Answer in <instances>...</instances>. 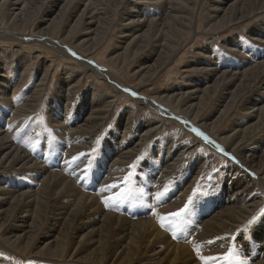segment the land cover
Masks as SVG:
<instances>
[{
	"label": "bare ground",
	"instance_id": "bare-ground-1",
	"mask_svg": "<svg viewBox=\"0 0 264 264\" xmlns=\"http://www.w3.org/2000/svg\"><path fill=\"white\" fill-rule=\"evenodd\" d=\"M114 1L117 2V5H120L122 0ZM142 1L156 4L158 8L164 11L163 16L161 14L148 18L143 13L139 14V10L127 5L123 12L125 14L124 23L122 22V30L119 33L122 40L119 41L117 46L119 50H113L114 53H110L111 59L121 63L122 66L128 59V54L131 53V57H137L142 53L138 69L134 72L137 74L138 79L157 75L178 50V42L173 43V38L178 36V33L169 35L163 31L165 19L170 17L174 21L173 24H175L173 29L180 32L179 35H183L185 33L184 28L191 26L195 19V14H191L189 11L191 9L196 10L195 6L191 5L190 9L181 0H138V2ZM66 3L68 6L73 4L67 21L75 16L74 27L83 26L82 33L84 36L78 42H66L72 29L66 35H62L61 31L58 34H52L49 31L48 28L57 22L55 19L57 13L51 7L47 9V17L43 18V25L39 30L18 33L17 31H6L5 28L0 27V35L9 36V39L18 40L19 42H25L24 39L26 38L28 39L27 42L48 43L60 53L77 59L83 69L90 70L107 79L110 85L114 87L115 94L107 96L99 93L98 96H91L88 101L85 98L86 93L81 89H77L79 88L78 81L81 79V75L74 82L68 84L71 74L65 73L60 78L61 87H58L57 95L50 97L47 105L40 104V117H34L31 124L29 123L33 128L38 126L40 120H42L43 123H46L45 128L50 129L53 136L41 135L40 151L31 152L21 148L22 143L28 145L29 139L26 131L29 129H27L25 121L30 120L25 119V116L42 97L46 96V82L49 78L48 68L42 72L33 87L32 85L29 88L27 87L26 91L28 93H26V98H23L24 103L17 106L16 103L12 102L14 96L8 98L7 95L13 76L8 74L7 69H3L2 63L4 62H0V70H4L0 72L4 75H0L3 77L0 78V100L5 101L0 107V166L4 162H14L17 166L12 173L29 171L26 174L32 175L33 178H26L25 182L31 186L33 182H37L34 174L40 175V185L37 188H30L31 186L29 187L26 184L18 193H15L14 187L6 188L3 184H0V236H3L6 240L4 248L10 251V245L16 243H20L23 248L28 247L33 243L38 229L43 225L48 228L45 233L46 239L42 242V245L39 241L37 252L29 257L54 263H66L68 261L75 264H201L194 248L199 247L200 254L204 256H217V250L225 251L227 248H231L229 242L218 243L215 236L220 238L219 236L237 233L244 224L248 223V219L253 218L256 215L255 212L260 209L256 210L260 203V197L253 195L249 198L251 194L248 196L250 181L255 183H252V185L258 186L264 193V175H262L264 170V134L261 135L264 127V0H211L205 14L207 27L210 29L218 27V31H222L234 23L230 19L232 15L237 14L238 21L259 15L260 20L249 30L247 35L253 39L252 41L260 44L255 53H248L249 57H247V52H250V49H247V52L244 50L245 45L242 44L241 36L238 38L236 34V39H228V45L221 50L213 49L212 54L202 55L197 65L185 67L186 69L183 71L187 72L186 75L190 77L188 81H185L186 84L191 85L188 89L183 90L181 89L182 86L176 83L169 91L162 94L146 93V95L139 90L140 86L126 85L125 81L117 76L112 68L106 69L99 63L101 62L100 59L97 61L92 58L93 55H89L94 53L96 41L100 37L99 32L102 28V21L99 19L103 18L99 15L104 14L102 8L97 7L93 0H51V5L55 7V10L58 6L64 7ZM3 7L7 10L6 14L11 15L12 20L23 18L27 12L26 0H2L0 8ZM107 7L104 6V8ZM104 16L106 15L104 14ZM153 25L157 27L158 31L154 35H149ZM144 38L152 39L147 44V46L152 45V47L147 48V46L144 47L138 44ZM131 43H134L137 47L130 50ZM82 46L87 48L85 52L89 50V54L80 51ZM224 49L229 52L226 53ZM72 53L76 55H72ZM229 53L237 55L238 59L240 55H244L245 59L241 61H243L242 64L245 63L244 65L247 66L242 65L239 68L240 60L238 63L232 61L233 55H231V58L230 56L227 57ZM221 56L224 61L220 60ZM220 63L221 65H219ZM18 67L19 63L11 69L13 74L18 73ZM29 70L30 65L28 63L19 73L18 86L13 89V94L21 89L24 78L30 74ZM33 71H36V67L33 68ZM252 74L255 75L252 76ZM250 77L252 81L245 87L250 91V95L241 104L240 110L234 112V105L238 102L240 92L245 89H242V83ZM124 89L129 91L126 92ZM64 90L70 93V96L67 97L64 103H61L59 96H61L60 92ZM215 91H217V94H213ZM132 92L137 94L134 97L139 111H146L148 108L153 109L162 115V118L157 119L152 113V115L143 113L147 119L144 116L133 117L128 115L120 131L123 135L129 130L133 132L129 137V142H121L122 139H120L116 142L114 149L110 148L108 153L103 154L107 161H104L105 158L100 160L101 164L99 162L95 163L94 170H89L90 173L89 171L86 172L85 170L90 164L89 161L94 159L91 158V154L86 153L88 152L86 147L93 143L96 130L105 123L111 105L118 95L122 93L131 94ZM75 93L79 95L75 96ZM215 96L216 100L212 101ZM73 102L74 105L75 102H81L82 110L78 104L77 106L81 111L73 109L71 107ZM210 107H212L211 113H205ZM12 108L14 109L13 112L5 117ZM85 112H88L87 115L84 114ZM152 117L154 119L153 123L150 120ZM170 118L178 119L196 137L197 134L192 131V128L198 129L210 141L227 152L231 159L237 160L238 162H236L240 165L238 168L242 170V173L239 174L236 172L237 168L234 169L233 166H230L231 169L230 167L227 168L229 173L225 176V186L226 191L229 190V194L224 200L226 201L227 198L229 202L223 208L205 210L207 213L201 212V209H196L197 213L195 212L194 215L196 216L193 220L190 217L192 213L186 212L183 214L182 219L185 218V220L181 219L183 223L180 222L182 224H180L178 232H176L174 226L169 227L167 231L161 228L158 217L154 213L167 217L168 213L177 212L179 209L172 210V207L178 206L179 198L173 199L165 207L158 206L160 203L153 200L151 203L148 202V206L145 204V208H141L140 211L135 209L132 212L129 210L121 212L122 210H116L118 208L111 204L108 206L109 208L104 207L105 200L108 199L107 202H109L110 194L114 195L113 193L117 192L119 188L118 185H115V188L110 186L114 185L112 184L113 180L124 173L122 163L131 160L134 152L136 153L144 142L150 141L148 140L150 135L152 136L158 128L166 124V120L171 123ZM77 119H82V121L70 126ZM227 120L230 121L226 127L221 125ZM144 124L147 125L145 128L143 127ZM117 128L118 126L114 127V130L117 131ZM42 131H44V128L40 129V132ZM210 132H213L228 148L226 147V149L218 143L209 134ZM20 136L24 137L22 143L18 141ZM160 138L163 140L166 138V145L165 143L162 145L165 148V153L170 157L174 152L171 138L168 135H163ZM160 138H157L154 142L153 148L149 145L150 142L147 143V156L152 161L143 162L141 163L142 166L138 168L140 172L144 170L156 171V187H160L158 182L175 174L174 165L185 150V147L180 148L175 157V162L164 163V166L159 169L155 160H162L159 158L162 155V148L157 146V144L161 146L158 143L161 140ZM200 139L203 140L202 137ZM250 140H252V143H249ZM58 142L65 144L63 151H60L62 145H58ZM204 143L206 142L204 141ZM120 144L125 146H120ZM207 145L216 153L218 152L219 155L222 153L214 148L212 144L207 143ZM31 149L33 148L31 147ZM250 150L251 152H249ZM60 154L62 155L61 159L58 157ZM98 156H101L100 153ZM73 157H79L80 159L73 163ZM110 159H112L111 162L108 161ZM50 162L55 163L49 165ZM158 163L162 164V162ZM256 163L261 164L258 168L253 169ZM120 170L121 172H118ZM6 173H0V180ZM6 175L9 176L8 173ZM17 176L19 175L17 174ZM231 177L237 178L231 183ZM18 185H21L18 180L12 184L15 187ZM101 189L105 190L101 191ZM38 196H40V205L37 207L35 200ZM59 198H61L60 201H58ZM49 199L55 201L50 208V212L44 215ZM262 200H264V195L261 197ZM138 207L140 206L138 205ZM40 209L43 218H40ZM262 211L258 217H260V221L264 222V210ZM204 214H207V216ZM204 216L205 218H203ZM167 220H165V223ZM167 224L173 225L174 222ZM174 232L178 240L173 238ZM261 232L264 234V225H259L255 231L258 236ZM250 239L244 241V245L238 246L239 248H236V251L233 252V258L236 260L234 263H237L238 260L237 264H264V249H258L257 246L255 248L257 242L264 241V235L256 241ZM209 241L214 243L210 244ZM251 246L255 249L253 250L255 253L248 251ZM65 248L71 249L67 260L53 256L61 253ZM43 249H47L51 256L41 257L40 253ZM256 249H258V252L259 250L263 251L259 253V258H256ZM5 264L10 263L5 262Z\"/></svg>",
	"mask_w": 264,
	"mask_h": 264
},
{
	"label": "rangeland",
	"instance_id": "rangeland-1",
	"mask_svg": "<svg viewBox=\"0 0 264 264\" xmlns=\"http://www.w3.org/2000/svg\"><path fill=\"white\" fill-rule=\"evenodd\" d=\"M1 1L2 0H0V2ZM181 1L184 4H186L190 9H191V5L196 7V10L193 11V9H191L189 11L191 14H195L194 22L191 26H187V28H184L185 33H183V35H179L181 33L173 29V26L175 25L173 24L174 21L170 17L165 19L163 31L169 35L178 33V36H175L173 38V43L178 42L179 47H178V50L174 53L171 60L166 64V66L157 75L153 77H141L140 79H138L137 74L134 73L135 70L138 69V64L141 61V58L143 55L142 53L137 57H131V53L128 54L129 57L124 62L123 66L121 65V63L115 60H112L110 55L114 53L113 50L114 51L119 50L117 46L119 45L118 44L119 41H122L121 38L119 37L121 34L119 33L122 30L121 24L122 22L124 23V19H125L124 18L125 14H123V12L125 11L124 8L127 7V5L128 6L130 5L134 7V9L139 10L140 11L139 14L143 13L145 17H148V18H152L157 15L159 16L161 14L163 16L164 11L158 8L156 4H149L144 1L138 2V0H122L121 4L117 5V2H115L114 0H93L94 4L97 7L102 8V10L104 11V14L106 15V16H104V14L99 15L103 18L99 20L102 21L101 23L102 28L101 27L100 28H101V31L104 33H102L101 31L99 32V35L101 38L99 37L96 41L94 53L89 54V50L85 52V49H87L85 48V46H82L80 48V51L82 53L85 52L89 55H93L94 57L92 58H94L97 61L98 59H100L101 62L99 63H101L102 66H104L106 69L112 68L113 72L117 76L121 77L125 81L126 85H130L134 87L140 86L139 90L143 92V94L145 93L146 95V93L162 94L166 91H169L170 88L176 83L182 86L181 89L183 90L188 89L191 85L186 84L185 81H188L190 77L186 75L187 72L183 71L186 69L185 67H191V66L197 65L200 62L202 55L207 54V53L212 54L213 49L221 50L223 47L228 45L227 43L228 39L230 38L236 39L235 38L236 34L238 38H240L241 36L240 39L242 41V44L245 45L244 50L246 51L247 49L248 50L250 49L249 50L250 52H247L248 50L246 51L247 57H249L248 53L249 54L251 52L255 53L259 49L260 44L252 41L253 39L247 36L249 34V30L260 20L259 15L253 16L243 21L237 20V14L235 16L232 15L230 19H232V22L234 23L231 26L227 27L226 29L222 31H218L219 30L218 27L211 28V29L207 27L208 23H207V17L205 14H206V9L211 3V0H181ZM26 2H27V7H26L27 12L24 14L23 18H17V19L12 20L11 15H9L8 13L6 14L7 12L6 8L4 7L0 8V27L5 28L6 31H9V32L17 31L18 33H28L30 30H39L40 27L43 25L42 24L43 18L47 17L46 15L47 9L51 7L54 9V12L57 13L55 15V19L57 21L56 24L54 25L52 24L51 27L48 28L52 34H58V32L61 31L62 35H66V33L69 32L70 29H72L71 33L70 34L68 33L69 36L67 37L66 42L75 43V42H78L81 38H83L84 36V34L82 33L83 26L78 25L77 27H74L75 25L74 23L76 22L75 16L73 18H70L69 21H67L68 14L70 10L72 9L73 4L68 6V4L66 3L64 4V7L58 6L55 10V7L51 5V0H26ZM104 6L106 7L108 6V7L104 8ZM110 17L113 20H111ZM105 19H107L110 22H108ZM157 31H158L157 27L153 25L152 31L149 33V35H152V34L154 35L156 34L155 32ZM100 33H102L103 35ZM24 40L25 42H19L18 40L9 39V36L6 37L3 35H0V62L1 61L4 62V63L1 62L3 64L2 65L3 69H7L8 74L10 76H13V79L8 89L7 95L9 96L8 98H11L14 96L12 98L13 100L12 102L14 104L16 103L17 106H21L24 103V99L26 98L25 96H27L26 93H28L26 91L27 87L29 88L31 85L33 87L36 81L40 78L42 72L48 68L49 78L46 82V92H45L46 96L42 97V99L36 103L35 107L31 109V111L29 112L30 114L27 113V115L25 116V119L30 120L28 122L25 121V123H26L27 129H29L26 131L28 132L27 133L28 138L31 141L28 139V145H26L25 143H22L23 141L22 138L24 137L20 136L18 140V141H21L22 143L21 145L22 149L29 150L32 152L36 150L40 151L41 135L42 136L46 135L48 137L53 136L51 130L45 128L46 123H43L42 120H40L39 125L36 127L31 128L30 124L32 122V119H34V117L36 118L40 117V113H41L40 104L42 105L44 103L45 105H47L49 103L50 97L57 95L58 87H61V82H59L60 78L63 75H65V73L71 74L68 84H71L72 82H74V80L78 76L81 75V79L78 81L79 88L77 89L78 90L81 89L84 93H86L85 98L88 101L90 100L91 96H98L99 93L105 94L107 96H112L113 94H115V91H114V87L110 85L107 79H105L103 76L101 77L98 76L97 74L91 72L90 70L83 69V66L79 64L78 60L75 59L74 57L66 56L60 53L56 48L50 46L48 43L32 42V41L27 42L28 39L26 38ZM149 41H152V39L144 38L143 41L139 42L138 44L145 47L147 46ZM120 43L124 44L123 42H120ZM136 47L137 46L134 45V43H131L129 46V49L132 50ZM150 47H152V45L147 46V48H150ZM224 51H226V53L229 52L227 49H224ZM231 55H233L234 58ZM234 55L235 54L229 53L227 54V57L229 56L230 58L232 57L231 58L232 61H236L237 63L239 60L241 61L245 59L244 55H240V56L238 55L239 59L237 55L235 56ZM220 60L224 61L222 56L220 57ZM240 61H239L240 63L239 68H241L242 65L245 64V63L242 64L243 61L241 62ZM17 63H19L18 73L13 74V71L11 69ZM28 63L30 65V70H29L30 74L24 78L25 80L21 84L22 85L21 89H19L18 92H15V94H13L12 93L13 89L18 86L19 73L24 68V66H26ZM201 65L203 64L201 63ZM219 65H221V63ZM244 66H247V65H244ZM34 67H36L35 72L33 71ZM3 71L0 70V72H3ZM0 75L4 76L2 75V73H0ZM184 75H186V77H184ZM254 75L255 74H252V76ZM1 76L0 78H3ZM251 81H252L251 77L248 79H245L242 83L243 84L242 89H244L247 85H249ZM22 93L25 95H23ZM60 93H61V96H59V100L61 103H64L67 97L70 96L69 95L70 93H68L66 90ZM213 94H217V91L213 92ZM71 95H73V93H71ZM77 95L79 94L75 93V96ZM249 95H250V91L247 88H245L242 92H240V97L238 99V102L235 103L234 105V110H233L234 112H238L240 110L241 104L244 102L245 99L249 97ZM215 100H216V96L213 97L212 101H215ZM4 102H5L4 100H0V107L2 104H4ZM77 104L78 106L80 105V109H81V102H75V105L73 102V106L71 104V107L75 110L77 109L80 110ZM211 109L212 107L208 108L205 111V113L207 114L211 113ZM11 110L5 115V117H8L10 113L13 112L14 109L12 108ZM87 113L85 112L84 114L87 115ZM143 113L147 115L153 114L154 116H156L157 119L162 118V115H160L153 109L148 108L146 109V111H139V109L137 108L136 98L132 96L131 94L122 93L118 95V97L113 101L111 105V108L109 110V116L105 120V123L96 130V137L92 141L93 143H91L90 146L86 147V150L88 149L87 150L88 152L86 153H89V155L91 154V158H94L96 160L95 162H94V159L89 161L90 164L88 163L89 166L87 168V171L94 170L93 167L95 166V163H98L100 160H104L105 157L103 156V154L108 153L110 148L114 149L116 147V142H118L120 139H122L121 142L123 141L129 142L130 140L129 137H131L133 132L129 130L127 131L125 135H123L121 134V131H120L121 127L125 124V119L128 115H131L133 117H138V116L146 117L145 115H143ZM71 120H73V118H71ZM150 120H151V123L154 122L153 117ZM81 121L82 119H77L73 123H71L70 126H74L77 122H81ZM229 121L230 120H227L221 125L226 127ZM166 122H167L166 123L167 125L164 124L160 128H158L152 134V136L150 135V139H148L150 141H147V140L146 141L148 144L150 142L149 145L153 148V144L157 140V138L159 139L163 135H168V137L171 138V142L173 144L172 147L174 149V152L171 154L172 156L170 155V157L167 156V154L164 151L165 148H163L164 146L162 145L164 143L166 145L167 143L166 138H164L165 140L160 138L162 141L160 140V142L158 143H160L161 146L157 144L158 147L162 148V150L160 149L162 152V155L161 157H159L160 160L161 159L162 160L161 161L155 160L157 161V163L154 160L153 161L156 163L159 169L160 167L162 168L164 166L163 165L164 163L167 164L168 162L169 163L175 162L174 160L178 153V150L182 147L183 148L185 147L184 152L181 154L179 158L180 161L178 160L176 164L174 165L173 169L175 170V174L169 176L166 179L164 178L165 180L163 179L160 182H158L160 184V187H156V178H155L156 171L155 170H144L142 172L139 171L138 168L139 166H142L141 163L146 162V161H152L147 156L146 148L148 144L144 142L145 145L143 144L142 147L136 151V153L134 152L131 160H128L125 163H122L124 167L122 171L124 173L122 175H119L117 179L112 181V184L118 185L119 188L117 189V192L113 193L115 196L110 194V200L108 202V205L110 204L113 205L114 207L118 208L116 210H119V209L122 210L121 212H126L127 210L132 212L135 209H139L140 211L141 208H145L144 206L145 204L148 206V204L151 203L153 200L154 202H159V199H161V197L167 200L166 203L158 204V206L162 205V207L163 206L165 207L168 204H170L173 199L179 198L180 200L178 202V206L172 207V210L174 209L180 210L181 208L185 206V204H188L189 208L187 212L192 213V216H190L192 220L196 216L194 215L195 212L197 213L196 209H201V212L207 213L205 210H217V209L223 208L229 202L227 198H226V201L224 200L225 197L229 194V190L226 191V186H225L226 185L225 176H227V174L229 173L227 171V168H229L230 166L231 167L233 166L232 168L234 169L237 168L236 172L241 174L242 170L238 168L240 167V165L237 163L238 161L231 159L230 156H225L223 153H220V155L218 152L216 153V151L211 149L207 145V143H204V141L201 140L200 137L197 136L198 137L197 138L196 135L191 134L190 131H188L187 127H185L178 119L170 118L171 123H169L167 120ZM40 126L41 128H44V131L40 132V129H41ZM116 126H118L117 131L114 130V127ZM146 126L147 125L144 124L143 127L145 128ZM209 134L215 140H217L218 143L222 144L225 148L227 147L226 144L222 142V140H220L217 136H215L213 132H210ZM263 134H264V127L262 128L261 135ZM249 143H252V140H250ZM58 145L60 146L62 145L60 151H63L65 148V144L63 142H58ZM104 146L105 147L107 146L108 148L107 147L105 148ZM120 146H125V145L120 144ZM31 147L33 149H31ZM81 152L85 153L84 151H81ZM249 152H251V150ZM99 153L101 156H98ZM58 157L59 159H61L62 155L60 154ZM104 161H107L106 158ZM108 161L111 162L112 159ZM158 162H162V164L160 165ZM54 163L55 162H52V163L50 162L49 165H54ZM99 164L101 163L99 162ZM260 164L261 163H256L255 166L252 165L253 169L258 168ZM16 166L17 165L14 162H8V163L4 162L1 164L0 173L7 172L9 176L7 177L6 175L7 173H6L5 174L6 176L4 175L2 179L0 180V184H3L6 188L14 187L15 193H18L19 190L24 188L26 184L29 187L31 186L30 184L26 183L25 180L26 178H29V177L33 178V176L26 174L27 172L29 173V171L27 172L23 171L21 172L22 174L20 172L12 173ZM166 169L169 170L168 168ZM118 172H121V170ZM153 173H154V176L152 177ZM17 174L19 176H17ZM262 175H264V170L262 172ZM39 176L40 175L36 173L34 174V178L37 182H33V185L30 188H37L40 185ZM125 177H129V179L125 180ZM236 178L231 177V183ZM16 180H18L21 183V185H18L17 187L12 186L13 182ZM252 183L253 182L250 181L249 183L250 185L248 186V188L250 187L249 188L250 192H253V191L254 192L253 193L249 192L248 196L251 194L249 198L253 197V195L260 197V203L258 204V207L256 210H258V208L260 209L257 212H255L256 215L254 213L255 216H253V217H256L255 224H253L252 227L249 229V226H248L249 220L250 221L253 220V218L250 217L251 219H248V223H246L247 225L244 224L241 227L242 229L237 232L238 234L235 232V234L233 233L231 235L219 236L220 238H217V236H215L218 243L224 242V241L229 242V245L233 249V252H235L236 248H239L240 245L243 246L246 240H249L251 238L250 240L256 241L264 235L262 232L259 236L256 235L255 233L259 225H264V222L260 221V217H258L261 214V212H263L262 210H264V200L261 201V197L264 195V193H262V190L258 186L252 185ZM189 197H191V201L189 200ZM60 199L61 198H59L58 201H60ZM35 201H36L35 202L36 206L38 207L40 205V196H38ZM54 201H55L54 199H49L47 201L44 215L50 212L51 210L50 208L53 206ZM138 205L140 207H138ZM36 210H39V209H36ZM110 210H115V209H110ZM204 215L207 216V214H204ZM205 216L203 218H205ZM41 217H42V212L40 209V218ZM182 217L180 218V222L183 223L182 220L183 219L185 220V218L182 219ZM172 222H173L172 220L168 219L166 224L172 223ZM41 223H42V220H41ZM47 229L48 228L46 225H43L42 227H40L38 229L36 237L33 239V243H31L28 247L23 248L20 243H16V244L10 245L11 247L10 251L4 248V244L6 243V240L3 236H0V241H1L0 264H5V262H8L10 264H75V263H71L68 261H66V263L64 262L54 263V262H48L47 260H39L37 258L29 257L33 253L37 252L39 241H40V245H42V242H44V240L46 239L45 233ZM227 236L229 237L227 238ZM176 240L178 239L176 238ZM263 244H264V241L261 240L257 242V244L255 245V248L258 247V249L261 248L263 250L264 249ZM258 249H256L257 250L256 258H259V253L262 251V250H259L258 252ZM228 250H229L228 248L225 251H222L219 249L217 250L216 255L217 256L222 255L223 252L225 253ZM253 250L255 249H253L252 246H251V249H248V251H253ZM70 252H71L70 248H65L63 249L61 253L55 254L53 256L60 257V258L67 260V258L70 256ZM252 253H255V252L253 251ZM40 256L47 257V256H51V254L48 252L47 249H43L40 253ZM231 262L232 264H237L238 260H237V263H234L236 262V260H234V258L232 257Z\"/></svg>",
	"mask_w": 264,
	"mask_h": 264
},
{
	"label": "snow or ice",
	"instance_id": "snow-or-ice-1",
	"mask_svg": "<svg viewBox=\"0 0 264 264\" xmlns=\"http://www.w3.org/2000/svg\"><path fill=\"white\" fill-rule=\"evenodd\" d=\"M72 55H76L75 53H72ZM126 92L129 91L128 89H124ZM133 96H136L137 94L135 92L131 93ZM185 123H187V121H185ZM192 131L195 132L197 134V136L202 137V139L209 144H212V146L214 148H216L218 151L222 152L225 156H228L229 154L227 152H225L223 149H221L219 147V145L214 144L212 141H210L208 139L207 136H205L202 132H200L198 129L196 128H192ZM80 158L79 157H73L72 162L76 163ZM234 159V158H233ZM87 172V170H85ZM129 177H125V180H128ZM110 187L115 188V185H111ZM105 189H101V191H104ZM195 191V190H194ZM189 200L191 201V197H189ZM167 200L164 198L159 199V203H166ZM105 207H108V202L107 200H105ZM189 205L185 204V206L183 208H181L179 211L177 212H171L168 213L167 217H162L159 216V214L154 213V215H157L158 217V221L160 223V227L165 229L166 231L169 229V227L174 226L176 229V232H178L180 230V218L182 217V215L184 213H186L188 211ZM169 219L172 220L174 222L173 225H169L165 223V220ZM256 218L253 217V220L249 221V229L251 228V226L253 225V223L255 222ZM173 238H177L176 237V233H173ZM222 239V238H221ZM209 243H214L213 241H209ZM194 251L196 252V255L198 257V259L200 260L201 264H231V260L233 257V249L229 248V250L225 253H223L222 255H218V256H204L200 254V249L199 247L194 248Z\"/></svg>",
	"mask_w": 264,
	"mask_h": 264
}]
</instances>
